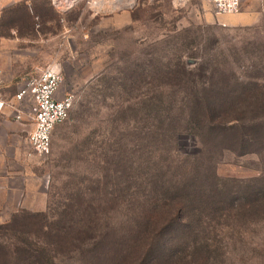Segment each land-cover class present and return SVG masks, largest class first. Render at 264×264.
I'll return each instance as SVG.
<instances>
[{
    "label": "rangeland",
    "instance_id": "obj_1",
    "mask_svg": "<svg viewBox=\"0 0 264 264\" xmlns=\"http://www.w3.org/2000/svg\"><path fill=\"white\" fill-rule=\"evenodd\" d=\"M80 6L71 26L24 43L26 72L0 88L10 105L21 76L59 62L61 93L76 95L43 158V215L0 219L8 263L83 264L75 248L89 241L74 245V231L119 242L158 221L172 240L153 264H264V0L234 14L212 0ZM211 102L229 114L199 126ZM178 203L183 218L166 223Z\"/></svg>",
    "mask_w": 264,
    "mask_h": 264
},
{
    "label": "crops",
    "instance_id": "obj_2",
    "mask_svg": "<svg viewBox=\"0 0 264 264\" xmlns=\"http://www.w3.org/2000/svg\"><path fill=\"white\" fill-rule=\"evenodd\" d=\"M76 8L63 16L50 0H0V88L26 72L28 59L24 43L34 37L43 38L47 34L45 28L54 23L62 27L68 22L71 26V19L77 16L81 6ZM71 38L70 35L68 40ZM34 61L32 58L31 63ZM16 63L20 66L18 69ZM25 77L19 79L18 89ZM59 93L63 94L61 88ZM19 104L15 101L7 105L0 100V219L20 210H44L43 159L28 142L33 128L31 114L25 111L22 118H17Z\"/></svg>",
    "mask_w": 264,
    "mask_h": 264
},
{
    "label": "built area",
    "instance_id": "obj_3",
    "mask_svg": "<svg viewBox=\"0 0 264 264\" xmlns=\"http://www.w3.org/2000/svg\"><path fill=\"white\" fill-rule=\"evenodd\" d=\"M50 2L58 13L64 15L80 5L88 7L97 14L110 7L113 11L132 8L137 0H50ZM241 2L242 0H212L217 14L236 13L240 9ZM63 82L64 72L61 64L51 62L38 68L34 74L26 76L15 96L20 102L17 118H22V114L26 111L23 104L29 105L27 111L31 114L33 128L28 134V142L32 150L42 159L50 153L54 129L68 118L76 100L75 93L71 91L60 95Z\"/></svg>",
    "mask_w": 264,
    "mask_h": 264
},
{
    "label": "trees",
    "instance_id": "obj_4",
    "mask_svg": "<svg viewBox=\"0 0 264 264\" xmlns=\"http://www.w3.org/2000/svg\"><path fill=\"white\" fill-rule=\"evenodd\" d=\"M257 96L263 98L261 92H254V94L251 95V97L254 98ZM256 102L257 101H251L250 104L253 105ZM261 102H263L264 111V101ZM208 105L206 110L202 112L204 118H198L199 126L202 122L203 124L201 126L207 123L213 124L215 121L224 122L225 120L223 117L227 116L229 113L223 108H220L215 102H211ZM184 211V205L182 206L178 203L176 206V215L169 217L166 223H177L179 219L183 218L182 213ZM37 213L39 216L43 215L42 211ZM35 216L38 215L35 214ZM158 225L159 223L157 221L150 229L137 233L130 239L121 240L119 242L113 241L108 234L98 232L92 225H89L86 230L78 229L74 231L72 233V240L74 245L76 242L89 241L85 247L86 250L84 247L75 248L80 254L81 260L84 259L83 264H153L152 262L155 258L157 259V257H155V250L170 248L172 240L171 232H169L167 228L159 230V227H157ZM69 234L70 232L64 233V235ZM64 242V238L57 240V247L61 248ZM28 252L31 253L30 250H28ZM39 253L40 252H35V255L37 254L36 256H38ZM6 254L7 253L0 251V264H9ZM53 258L55 259V257L51 255L41 254L34 264H55Z\"/></svg>",
    "mask_w": 264,
    "mask_h": 264
}]
</instances>
